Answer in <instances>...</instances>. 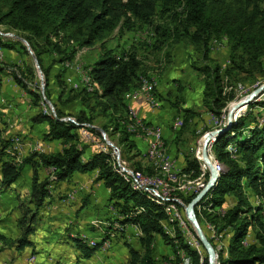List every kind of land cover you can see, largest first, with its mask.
<instances>
[{
	"label": "trees",
	"instance_id": "trees-1",
	"mask_svg": "<svg viewBox=\"0 0 264 264\" xmlns=\"http://www.w3.org/2000/svg\"><path fill=\"white\" fill-rule=\"evenodd\" d=\"M158 15L162 19L160 22L155 19ZM0 25L27 34L26 38L46 76V85L50 83V72L43 55L56 51L66 53L62 58L64 63L74 61L78 50L73 48L67 52L59 42H53V38L63 34L75 40L78 47L92 46L117 28L122 35L139 25H148L154 36L150 47L162 51L167 62L171 61V50H167L170 46L185 42L197 50L203 62L202 66L195 68L204 76L203 101L215 118H221L224 108L236 97L234 90L225 89L229 82L232 84L231 76L236 70L250 71L248 67L252 65L258 71H264V0H0ZM40 39L44 40V46L38 42ZM225 39L231 49V64L224 71L221 64L211 57V51L213 40ZM18 44L0 36V47L15 50ZM245 63L249 64L247 69ZM22 66L24 68L18 66L17 70L8 73L32 96L39 108L32 116V122L47 123L45 139L63 140L65 146L53 152L32 151L21 164L8 160L3 162L4 186L20 177L25 163L29 162L34 167L30 202L36 211L25 208L19 221L22 232L14 244L19 249L33 244L31 236L35 232L37 211L49 196L52 183L68 179L76 171L98 170L97 179L109 189V200L122 216L118 218L119 221L137 225L142 233L138 238L141 250L129 246L127 264H158L155 257L157 236L174 252L175 261H170L171 264H182L181 252L190 258V264H209L198 237L200 249L188 242L179 221L171 223L174 236L166 231L164 224L169 221L167 201L134 189L115 170L117 161L110 153L101 150L85 158L79 130L83 124H90L89 131L101 137L99 130L92 126L98 109L99 115L101 111L106 115L111 108V115H119L116 125L102 126L109 136L119 134L118 142H122L128 151L136 147L135 137L128 131V125L133 124L134 119L131 117L127 120L128 102L125 96L139 87L141 90V76L153 78L143 59L135 51L119 55L114 50H104L89 67L92 81L102 91L90 92L84 86L79 88L74 97L81 100L84 108L77 114L76 121L64 119L69 115L60 106H56L55 113L43 108V95L30 88L26 80L29 74L35 78L34 69L29 65ZM7 68L0 64V73L8 71ZM227 77L228 80H225ZM57 78L65 88L62 75L59 74ZM70 89L75 90L72 86ZM178 90L183 91L182 87ZM156 91L157 87L155 94ZM50 92L46 88L49 99L52 96ZM61 98L62 94L59 101ZM183 103L175 102L174 106L177 114L182 116L183 124L187 125L196 118H190L195 111L192 113L193 110ZM247 107L213 142V154L225 169L220 172L214 187L196 206L199 221L217 249L219 264H264V110L255 111L258 107L264 109V101H252ZM207 128L204 132L213 127L209 124ZM3 154L4 148L0 150V157ZM184 158L182 172L199 177L202 173L200 160L192 152H187ZM41 167L53 168L52 174L42 178L39 172ZM135 167L147 175L155 173L151 166L137 163ZM205 178L207 183L209 170L205 172ZM198 193L179 192L182 204H189ZM252 199L259 200L258 204L254 205ZM206 223L215 226V233L216 230L222 233V242L211 236ZM75 239L88 256L102 245V241H98L91 247L82 238ZM220 242L222 247L218 248Z\"/></svg>",
	"mask_w": 264,
	"mask_h": 264
},
{
	"label": "rangeland",
	"instance_id": "rangeland-1",
	"mask_svg": "<svg viewBox=\"0 0 264 264\" xmlns=\"http://www.w3.org/2000/svg\"><path fill=\"white\" fill-rule=\"evenodd\" d=\"M155 19H156V22L162 21L159 15L156 16ZM118 30L119 29L117 28L111 35L105 37L102 40H97L95 44L92 46L78 47V44L75 40L70 39L67 35L64 36L63 34L61 37L53 38V42H56V41L59 42V45L62 47V49L68 50L67 52H70L73 48H78V50L74 57V61L69 60L64 63H62V58L66 53L61 54L56 51V53L55 52L45 53L43 55V59L45 60V66L49 69V72H50V83L46 85V76L44 72L42 71L40 64L37 63L36 61V58H35L36 54L34 50L32 49L28 39L26 38L27 34L25 32L14 30L7 26L0 25V36L4 38L5 40H12V41L18 42L19 43L18 48L15 50H17L18 53H20V55L16 53L13 55L12 53H9L10 51H7L6 48L0 47V64L8 66V68L6 69L8 71H6V73L10 72V70H17L18 66L24 68L22 65L24 66L29 65L31 68H33L34 73H35V78L33 79V75L29 74L26 80L30 88L41 92V94L43 95V100L41 101L43 108L50 113H55L56 106H60V108L64 111V113L68 114L70 117H72L71 119L75 121H76V117L79 111L84 108V105L82 104L81 100L77 97H74L75 94L78 93L79 88L81 86L85 87L84 83L79 82V81L81 80L83 74L85 75L86 78L90 76V73L88 71H90V68L93 62L104 52V50H108V49L114 50L119 55L122 54L123 52L135 51L140 56V58H142L143 61L147 64L148 66L147 68L149 69V72L155 73L156 75L159 76V78L162 75H164L163 73L167 71L168 68H171V67H173L172 73H176L174 71H176L177 68H179L184 62H188L190 64V59L192 61V65L194 68H198L202 66L203 62L199 58L198 52H196L197 50L194 48V46L187 45V43L185 42L175 44L167 48V50L168 49L171 50V53H172L171 61L167 62L164 56V53L162 51L153 50L150 47V45L153 44L152 42L154 41V39L152 38H154V36L151 35L152 30L150 29L148 25H143L141 27L139 25L135 27L134 29H132L131 31H126L122 35L118 32ZM38 42L41 44V46L42 45L44 46L45 42L43 39H40ZM189 48H192L193 55L189 54L188 52ZM230 51L231 49H230L228 40L226 39L223 41L213 40L211 57L213 58V60L221 64L224 71L231 64ZM248 65H249L248 63H245V69H247ZM72 67H75V81L76 82L72 83V87L75 88V90L73 89L74 91L70 89L71 85L67 83V79L65 78L66 73L71 71ZM248 69H250V71L236 70L231 76L232 84H230L229 82V85H226L225 89L227 91H230V90L235 91V96L237 97V99L235 97L234 100L230 101L227 104V106L224 108V114L228 115L229 110L234 108L238 101L252 94L256 89L263 86L264 71H258V69H255L252 65H250ZM197 71L198 73H195L197 74L196 82L194 83L195 88L192 90V92H189L188 90L189 88H187V85H185L186 83H184L183 85H180L183 91L177 90L173 92L171 96V102L173 105L175 104V102L181 103L182 101L185 103L187 99L188 100L197 99L198 101L201 102L200 105H195L192 103V105L186 106V108L193 110L192 113L195 111L193 115H190V118L196 117L195 119L191 120L187 125L183 124V119L181 115L179 114L175 115L173 131H176L177 133L174 134L172 145H174V143L177 144L175 149H177L179 152H181L184 155H186L187 152H192L193 154H195L196 157L201 162V169H202V173L199 177H191V174L182 172L178 177H176L175 179L176 181H174L173 183L171 182L172 185H175L178 188L180 187V185L185 184L187 182H191L189 184L190 186H197L201 181L202 183H206L205 172L208 170V165L203 162L204 161L203 157L198 156L196 154V150L198 148L200 140H204L208 132H210L211 130L217 129V128H221L227 123V120H225L223 124H221L220 127H219V123L218 124L211 123L212 115L209 113V107L206 104H204V101H203L204 94H203L202 86H204V79L200 75V70L198 69ZM18 73H20V71H18ZM59 74L62 75V78H64V80L66 81V82L64 80L62 81V84L66 86L65 88H63L61 83L58 82L57 76ZM142 77L147 78V80H156V78H148L146 76H141V78ZM225 80H228V77ZM200 83H202L203 85ZM46 88L47 90L51 91L50 93L52 94V96L50 97V99L46 97ZM145 88H146L145 85L142 84L141 90L139 87L138 89L128 92L127 95L125 96V99L128 102L129 94L135 91H139V90L141 91V93H143V89ZM87 89L90 90V92H94L95 90H97L99 91V93H101L102 91L101 89L89 86L88 83H87ZM61 90L63 91L61 92ZM60 94H62V98L59 101ZM252 101H264V94L256 95L255 97H253L251 102ZM31 105L32 106L30 108L31 109L30 115L32 116L36 114L39 109L38 106L35 105L32 96H31ZM247 106H244L242 107V109L238 110L235 113V116H237L241 111H244V110L246 111V109L248 108ZM130 109L131 108L128 107V116H127L128 121L131 117H133L131 114H129ZM257 110H264V109L261 107H258L255 109V111ZM99 112H100V109H98L97 113L95 114L93 126L103 128L102 126L105 124L116 125V122L118 121L117 118H119V115H115V116L111 115V113L113 112L112 108L106 112V115L103 114L102 111H101L102 114L99 115ZM224 114H222V116ZM133 119H134V123L130 124L131 126L128 125V131H130L131 133H134V135L139 138H146V135L143 134L144 131L143 130L140 131L141 130L140 126L142 125V123L137 122V120H135L134 117ZM209 124L213 128L207 132H204L207 127L209 128ZM106 134H107V138L110 141L114 142L115 144V147L113 146L112 147L116 149L117 151H119L122 155L119 152L109 151L106 149H99L100 151L102 150V151H106L110 153L111 156L113 155V157L116 158L117 161H119L122 165H123V159H125V163L127 164V166H129L130 168L134 170H139L143 172L144 174H147V173L135 167L137 166V163H141L144 166H151L154 169L155 173L148 174V175H153L163 180L165 179L166 181L168 177L167 173H171V170L168 169V165L175 162V160H173L172 157L170 156V150L168 147L169 142L164 137L165 135H163V131L161 132V140H164L162 143V147L164 149L162 148V151H164L165 156L162 158V163L160 159L152 157L147 151L139 148L137 146L138 143L136 142V140H135L136 147L128 151V149L124 147V144L122 142H118L117 138L119 134H116L115 136H111V137L109 136L107 132ZM17 137L21 139L20 141L22 143L20 141L17 142L18 144L16 143L17 145L16 148L18 149L19 146L23 144V150L24 148L28 147V149L30 150L29 153L32 151H37V147L39 149V145L41 144L44 145L45 144L44 141L45 142L47 141L43 134V136H38L37 138L28 137V139L27 137H24V136L23 137L19 135L14 136L12 137V142H13V139L15 138L14 140H16ZM134 139H137V138H134ZM3 143L4 141L0 139V146H2ZM146 145H147V142H146ZM146 149H149V142H148V147H146ZM24 154L25 153L20 154V160H23ZM213 157H215V155ZM203 163L205 166V171L203 170V167H202ZM176 164L180 169H183L185 165L183 164V166H181L182 164H180V162L179 164L178 163ZM177 192H183V191L178 190ZM184 193H187V192L185 191ZM176 196L179 197V193H177ZM17 199L19 203H22V205H24V203L29 204L28 200L30 198L23 199L20 196H18ZM178 199L180 200L181 207L183 208L182 212L184 213V217H185L184 219L188 223L187 228H186L187 236L189 238L188 242L191 241L195 247L200 249L199 242L196 237L197 235L185 215V205L187 204L186 203L185 205L182 204L181 198H178ZM254 200L252 199V203L254 205L258 204L259 200H255V201ZM221 211H224V210H221ZM76 213H77V210H76ZM20 215H21V208H20V211L14 212V216H20ZM14 216L12 214V216L10 215L9 217V218H12L10 219L11 221L9 223L10 225L13 224L15 220ZM82 216H85V213H83ZM81 217L75 214V224H78L80 228L76 226L75 228L74 226L72 227L71 221L70 222L65 221L64 223H61L60 227L58 228H57V225H52L48 230V232L50 230L51 231L45 237L46 238L45 241L42 240L37 243L36 253L34 254L35 256H31V258H35L33 262H30V261L26 262L24 258H21L22 253L14 252L10 248V245L8 244V242L5 241V243L4 242L2 243L0 241L1 242L0 245L2 246L0 247V264H40L41 261L43 260L47 264H76L78 260V256H77L78 245L75 242L72 245L74 248L73 247L68 248L67 247L68 245L65 243V241L67 242L70 236H79L86 243H88L91 247H94V245L99 241V238L101 237L100 232L102 233L103 231L101 230L100 226L94 225L93 223H90V224L86 223L85 225L81 224V221H80ZM109 219L110 218H108L107 222L103 224V228H105V226H108V225L110 226L111 222L112 223L114 222V218L113 219L111 218L112 219L111 222H109ZM43 224L44 223H41L40 226L42 227ZM87 224L89 225L87 226ZM208 224L215 227L211 223H206L207 228H209ZM213 227L210 228L211 231L209 230L210 231L209 233H215V230L213 229ZM70 228L73 230L74 234L67 233ZM92 228H94L95 230L94 233L91 232ZM14 229L17 231V227L14 226ZM53 234L54 236H52ZM221 242L219 243V245L222 244ZM105 244L106 246L108 245L107 243ZM74 249H75V252H74ZM38 253H39V257H38ZM42 256H45V259H41ZM156 257H157L158 264H164L165 261H168V262L175 261V255L172 249H170V252L168 254L159 253L157 254ZM182 258H183L182 264H187L188 256L184 253Z\"/></svg>",
	"mask_w": 264,
	"mask_h": 264
},
{
	"label": "crops",
	"instance_id": "crops-1",
	"mask_svg": "<svg viewBox=\"0 0 264 264\" xmlns=\"http://www.w3.org/2000/svg\"><path fill=\"white\" fill-rule=\"evenodd\" d=\"M6 50L10 51L9 53H12L13 55L15 53L20 55L17 50ZM188 52L193 55L192 48H189ZM172 68L173 67L168 68L160 78L158 75L151 72L153 78H156L158 81L155 94L158 102L157 109L152 110L143 97L129 102L131 94H142L140 90L129 94L128 103H131L137 113L145 121L163 127V135H165L164 137L169 142L168 147L170 150V156L176 163L179 164L180 162V164H182L181 166H183V164H185L184 154L175 149L177 144L174 143V145H172L174 134L177 133L176 131H173L177 109L171 102V96L173 92L177 91L180 88V85H183L184 83H186L185 85L189 88V92H192L195 88L194 83L197 78V74L195 73H198V71L193 67L191 59L190 64L184 62L176 71H174L176 73H172ZM200 75L204 79V76L201 73ZM66 79L68 82H75V67H72L71 71L67 72ZM146 80L147 79L144 77L141 78V83L145 85V87ZM202 87V89H204V86ZM192 103L200 105L201 102L197 99H187L183 105L188 106L192 105ZM31 106L30 94L22 86L17 84L8 72H1L0 139H2L4 143L0 146V150L4 148V154L0 157V241L2 243H5V241L8 242L10 248L16 253H22L21 258H24L27 262L30 256H35L34 254L36 253L37 243L42 240L45 241V237L51 231L48 232V230L52 225H57L58 228L61 223L71 221L72 227H79L78 224H75V214L81 217L83 213H85V216H82L80 219L81 224L85 225L86 223H93L94 225L100 226L101 230H103L102 233L100 232L101 237L99 238V241H102V245L90 256L86 255L85 250L78 246V260L76 264H127L130 257L129 246L141 250V244L138 238L142 233L137 225L132 223L122 224L119 221L118 218H122V216L119 215L117 207L109 200V189L105 186L103 181L97 179L98 170L76 171L70 178L52 183L50 185L49 196L37 211L35 232L31 236L33 244L31 246H26L24 249H19L14 244L22 232L19 221L25 208H32L33 211H36L34 205L30 202V199L28 200L29 204L24 203V205L19 203L17 199L18 196L23 199L30 198L34 167L29 162L25 163L20 177L12 184L4 186L2 184L3 162L8 160L21 164L31 153H29L30 150L28 147L23 150V144H21L18 149H14L15 144L12 142V137L19 135L21 137H27V139L28 137L37 138L38 136H43L47 131V123L35 124L30 120L33 116L30 115ZM129 114L132 115L131 109ZM79 131L82 133L81 141L82 147H85V158H88L94 152L100 151L94 144L85 139L83 136V128ZM143 134L146 135V132H143ZM135 140L138 143L137 146L139 148L146 150L148 142L146 145V142L143 139L137 138ZM44 143L47 148L46 152L58 151L65 146L63 140H47L46 142L44 141ZM37 151H39L38 147ZM22 153L25 154L23 160H20V154ZM39 172L42 178H46L52 174L53 168L41 167ZM20 208L21 215L14 216V212L20 211ZM12 214L15 217V220L13 224L10 225V219L12 218L9 217L10 215L12 216ZM108 218H110L109 222L114 218V222H111L110 226L108 225L103 228V224L107 222ZM172 222L173 221L169 218L168 226L166 222L164 227L169 234L174 236V228L171 227ZM41 223H44L42 227L40 226ZM89 224H87V226ZM208 225L210 230L213 226L210 224ZM14 226L17 227V231L14 229ZM91 232H95L94 228L91 229ZM67 233L74 234L71 228ZM52 236H54V234ZM76 237L79 236H70L67 242L64 240L68 245V248H72V245L75 242L77 243V240L75 239ZM105 243L108 245L106 246ZM170 249V246H168L160 236L156 237L155 257L159 253L168 254ZM183 255L184 252H181V256ZM41 259H45V256H42ZM40 264L47 263L43 260ZM164 264H171V262L165 261Z\"/></svg>",
	"mask_w": 264,
	"mask_h": 264
},
{
	"label": "built area",
	"instance_id": "built-area-1",
	"mask_svg": "<svg viewBox=\"0 0 264 264\" xmlns=\"http://www.w3.org/2000/svg\"><path fill=\"white\" fill-rule=\"evenodd\" d=\"M222 70H223V68H222ZM79 82L84 83L86 88H87V83H89V81L87 80V78L85 77L84 74L82 75V78ZM72 83L73 82H70L71 86H72ZM263 86H264V83H263ZM156 87H157V80H146V88L143 89V93L142 94H131V99L129 102L136 100L140 97H143L147 101L148 105L150 106V108L152 110L157 109L158 108V102H157V98L155 95ZM258 94H264V89L261 90ZM236 99H237V97H236ZM128 107L131 108L132 116L135 118V120H137V122L142 123L143 127L145 128L146 138H140V139H143L145 142H149V149H146L145 151H147L152 157L160 159V161L162 163V158L165 156V153L162 151V142L164 141V140H161V132L163 131L162 126L158 125V124L148 123L147 121H145L137 113L136 109L131 105V103H128ZM225 120H228V115H226V114H224L222 116V118H215L214 116H211V123H219V127L221 126V124ZM88 127H90V124H83V127H82L83 128V136L85 137V139L87 141L94 144L97 149H106L109 151L119 152L116 149H114L112 147V145H109L106 143V140H105L102 133H100L101 137L96 136L94 133L89 131ZM131 134L134 135V133H131ZM134 137L139 138L135 135H134ZM38 150L40 152H46L47 148L45 145L41 144V145H39ZM208 154H209V148H208ZM209 156L211 158V155H209ZM201 157H203V151H202ZM123 165L125 167H127V164L125 163V159H123ZM168 169L171 170V174H173L174 177H177L182 173V169H180L177 166L176 162H173L170 165H168ZM208 170H209V168H208ZM52 178H54V176H52ZM134 180H135V184L137 186L143 187L145 189H153V190H158V191L163 192L164 193V199L165 198H181L180 196L179 197L168 196L167 189L161 187V184H157L155 182H150L149 179L141 177V175H139V173L134 174ZM206 184L207 183H201L200 185H197V186H189L187 193L200 192L201 189H203ZM174 208H176V207H174ZM176 210H178V209L176 208ZM221 210H224V209H221ZM184 225H185V228H187V224H184ZM167 226H168V221H167ZM208 230H209V228H208ZM211 234H212L211 236L216 240H220L222 238V233H218L217 230H216V233H211ZM0 247H2V246L0 245ZM221 247H222V245H219L218 248H221ZM34 260H35V258H31V256L28 258V261H30V262H33ZM187 264H190V258L189 257H188V263Z\"/></svg>",
	"mask_w": 264,
	"mask_h": 264
},
{
	"label": "bare ground",
	"instance_id": "bare-ground-1",
	"mask_svg": "<svg viewBox=\"0 0 264 264\" xmlns=\"http://www.w3.org/2000/svg\"><path fill=\"white\" fill-rule=\"evenodd\" d=\"M89 72V71H88ZM87 80L89 81V86H91V87H94V88H98L99 89V85L96 83V82H94V81H92V79H91V76H89L88 78H87ZM251 103V102H250ZM249 103V104H250ZM248 104V105H249ZM244 107V106H243ZM234 109V115H235V113L238 111V110H240V109H242V107H238L237 106V104H236V106L233 108ZM218 124V123H217ZM223 124V123H222ZM131 126V125H130ZM140 131H144V132H146L145 131V128L143 127V126H140ZM218 129V128H217ZM15 139V138H14ZM13 139V143L15 144V147H14V149H17L16 148V143L17 142H19L21 139L19 138V137H17L16 138V140H14ZM205 140V139H204ZM204 140H200V143H199V145H198V148H197V150H196V154L198 155V156H201L202 155V149H203V143H204ZM21 142V141H20ZM22 143V142H21ZM163 143V142H162ZM18 144V143H17ZM213 144V143H212ZM212 144H210V146H209V154L211 155V157H212V161H213V164H214V167H215V169H216V171L217 172H222L223 170H224V168H225V166H224V164L222 163V162H220L217 158H215V157H213L214 155H213V153H212ZM14 146V145H13ZM113 147H115V146H113ZM11 148H13V147H11ZM163 148V147H162ZM164 149V148H163ZM164 152V151H163ZM112 157H113V155H112ZM111 158V157H110ZM150 158V157H149ZM152 158V157H151ZM116 159V158H115ZM119 160V159H118ZM116 161H117V159H116ZM112 162V161H111ZM110 162V163H111ZM204 162V161H203ZM205 163V162H204ZM204 163L202 164V167H203V170L205 171V166H204ZM114 168H115V170L122 176V178L126 181V182H128L134 189H136V190H141V191H144V192H146V193H148L149 195H151V196H154V197H159V198H161V199H163V200H165V201H167L168 202V205L166 206V211L168 212V215H169V218L175 223V221H179L180 222V226L184 229V232H185V234H186V236H187V230H186V228H185V225L184 224H187L188 225V223L186 222V220L184 219L185 217H184V215H183V213H182V207H181V202H180V200L178 199V198H165L164 199V193L163 192H161V191H158V190H153V189H145V188H143V187H140V186H137L136 184H135V180H134V174H137V173H139V175H141V177H143V178H146V179H149V181L150 182H155V183H157V184H161V187H163V188H166L167 189V191H168V196H170V197H177L176 195H177V193H179V192H177L178 190H181V191H183V192H187L188 191V189H189V184L191 183V182H187V183H185V184H182V185H180V187L178 188V187H176L175 185H172V183L174 182V181H176L175 179H176V177H174V175L173 174H171V173H167L168 174V177H167V179H166V181H165V179L163 180V179H161V178H159V177H156V176H152V175H147V174H144L143 172H141V171H139V170H134V169H132V168H130L129 166H127V167H125L124 165H122L119 161H117V163L114 165ZM178 177V176H177ZM168 180V181H167ZM172 182V183H171ZM194 182V181H193ZM192 182V183H193ZM202 183V181L198 184V185H200ZM196 184V183H195ZM177 192V193H176ZM174 207H176L178 210H176V208H174ZM179 224V223H178ZM185 236V237H186ZM187 239H189L188 238V236H187ZM193 239V238H192ZM192 246H194V244L190 241L189 242ZM0 244H1V242H0ZM197 244V243H196ZM195 247V246H194ZM216 262V261H215ZM216 264H217V262H216Z\"/></svg>",
	"mask_w": 264,
	"mask_h": 264
},
{
	"label": "water",
	"instance_id": "water-1",
	"mask_svg": "<svg viewBox=\"0 0 264 264\" xmlns=\"http://www.w3.org/2000/svg\"><path fill=\"white\" fill-rule=\"evenodd\" d=\"M35 58H36V61L38 63L36 56H35ZM263 89H264V86L256 89L252 94H250V95L246 96L245 98H243L242 100L238 101L237 106L238 107L247 106L251 102L253 97H255ZM235 117L236 116L234 115V109L232 108L228 112V121H227L228 125L224 128L214 129V130H211L210 132L207 133V136H206L204 143H203L202 151H203L204 162L208 165V168L210 171V178H209L207 184L205 185V187L203 189H201V191L191 200V202L189 204L185 205L186 218L190 222V225L193 227L199 241L202 243V245H203V247L207 253L209 264H216V262H217V264H219L218 252H217V249L215 248V246L213 245V243L210 241L209 237L207 236L205 230L203 229V227L199 221V218H198L197 213H196V206L203 199V197L214 187V185L217 183V180L220 176V173L216 171L214 164H213V161L208 154V148H209L210 144H212L216 140V138L219 134L223 133L224 131H226L229 128L230 123L232 122V120ZM64 119L72 120L71 117H66ZM93 127H95L97 130H99L103 134L107 144L115 146L114 142L110 141L107 138L106 131L103 128L96 127V126H93Z\"/></svg>",
	"mask_w": 264,
	"mask_h": 264
}]
</instances>
